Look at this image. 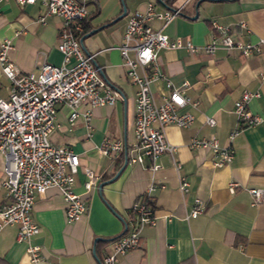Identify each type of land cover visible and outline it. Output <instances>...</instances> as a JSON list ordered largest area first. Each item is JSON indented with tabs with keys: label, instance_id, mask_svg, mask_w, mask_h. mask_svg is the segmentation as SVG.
I'll use <instances>...</instances> for the list:
<instances>
[{
	"label": "crops",
	"instance_id": "obj_1",
	"mask_svg": "<svg viewBox=\"0 0 264 264\" xmlns=\"http://www.w3.org/2000/svg\"><path fill=\"white\" fill-rule=\"evenodd\" d=\"M147 2L155 10L166 8L158 0L85 1L88 12L84 20L89 30L104 25L85 36L83 46L93 54L102 78L117 91L118 98L112 105L89 107L79 103L72 122L67 118L68 107L55 102L54 126L48 134L51 144L67 146L78 156L71 187L82 193L85 211L66 223L58 190L47 187L33 200L31 217L38 225L34 236L17 240V225L0 223V264H100L123 222L129 223L134 217L131 205L144 195L154 221L141 227L137 246L119 256L116 264H264V122L241 127L229 137L238 127L233 102L242 91L257 93L246 102V109L264 114V0H173L170 6L181 4L179 14L166 24L157 19L148 22L168 37H186L201 45L210 39L213 19L235 39H262L261 51L242 55L217 47L210 54H189L182 48L158 49L159 69L171 84L187 81L185 92L195 105L185 110L194 118L185 127H163L173 149L160 154L159 168L151 170L146 157L140 163L126 159L118 175L97 188V183L113 175L123 162L122 150L109 154L100 151L102 139H121L126 157L131 154L136 86L125 76L117 46L127 16L142 11ZM122 4L124 15L112 20ZM60 21L59 16L46 13L38 1L25 5L0 1V40L9 39L7 57L19 72H35L41 60L60 64L56 49ZM7 89L8 80L0 73V97L7 96ZM150 90L156 102L166 92L158 80L150 83ZM86 109L90 111L87 122L81 116ZM205 116L212 117L214 124L205 123ZM191 137H213L219 146L231 148V160L213 166L208 149L188 146ZM84 167L93 174L86 192L82 185ZM177 176L187 182L184 193L177 187ZM230 181L237 183L232 192L227 189ZM248 187L262 190L255 204H251ZM195 198L202 209L194 217L187 216ZM7 199L0 187V205ZM96 236L103 239L95 242L92 252ZM28 245L39 246L36 261L30 260Z\"/></svg>",
	"mask_w": 264,
	"mask_h": 264
},
{
	"label": "built area",
	"instance_id": "obj_2",
	"mask_svg": "<svg viewBox=\"0 0 264 264\" xmlns=\"http://www.w3.org/2000/svg\"><path fill=\"white\" fill-rule=\"evenodd\" d=\"M14 1L18 5L38 1L45 6L46 13L61 18L56 43L61 55L59 65L41 60L35 72L21 73L7 57L11 47L9 39L0 40V73L8 80L7 96L0 97V187L8 198L0 205V223L16 224L17 240H28L38 232V225L31 217L33 200L43 194L47 187L58 190L66 223L77 220L85 211L82 193L74 192L71 187L79 161L77 154L67 146L51 144L48 139L54 126V103L61 102L68 107L67 118L72 122L78 115L76 106L79 103L85 102L89 107L112 105L118 93L98 73L93 64V54L83 51L80 46L81 22L88 12L86 0ZM180 7L181 4H174L155 10L147 2L142 11L136 10L127 16L121 42L117 46L125 76L136 86L131 126L133 141L129 146L131 154L126 159L140 163L146 157L151 170L159 168L161 153L173 149L165 138L163 127L167 124L187 126L194 116L185 107L195 105V101L185 92L187 81L172 85L160 71L156 51L182 48L189 54H210L217 47L234 49L242 55L261 51L262 39L256 42L235 39L225 26L213 19L210 21V39L201 45L192 43L186 37H168L161 29H152L148 24L151 19L166 24L180 13ZM156 80L166 88L157 102L150 90V83ZM256 95V92L242 91L233 102L238 127L229 133V137L241 127L264 122V114L250 113L246 109V102ZM89 115L88 109L81 113L85 122ZM204 122L213 125L214 119L205 116ZM188 146L208 149L212 154L213 166L227 164L232 158L231 148L219 146L213 137H191ZM122 147L121 139L104 137L99 149L109 154L121 151ZM83 173V192H86L92 185L93 174L86 167ZM236 185L235 181L228 182V191L232 192ZM177 187L181 193L187 190L184 177L177 176ZM247 192L252 196L251 204L258 202L262 195V190L255 187H248ZM193 202L187 214L190 217L202 209L197 198ZM130 210L134 217L129 221L128 228L125 225V231L115 239L111 250L103 253L100 264H116L119 256L137 246L141 227L153 223L154 216L146 195L135 201ZM38 250V245L26 247L31 261L37 260Z\"/></svg>",
	"mask_w": 264,
	"mask_h": 264
},
{
	"label": "water",
	"instance_id": "obj_3",
	"mask_svg": "<svg viewBox=\"0 0 264 264\" xmlns=\"http://www.w3.org/2000/svg\"><path fill=\"white\" fill-rule=\"evenodd\" d=\"M124 13H125V7H124L123 4H122V5H121V11H120V13H119L118 15H116V16L114 17V19H112V20H115V19L119 18L120 16H123ZM195 16H196V15L194 14L192 17H195ZM103 25H104V24H101V25H98V26H96V27H93V28H91L89 31H87V32H85L84 34H82V35L79 36L78 40H79L80 46H81V48H82L83 51L86 52V50H85V48H84V46H83V43H82L83 38H84L85 36L89 35L90 33L95 32L97 29L101 28ZM93 64H94V66L97 68L98 73L101 75V71H100L99 68L96 66V64H95L94 61H93ZM101 76H102V75H101ZM122 153H123V162H122V165H121V166H120V167H119V168L113 173V175H111L109 178H107V179H105V180H102V181H99V182L97 183V188H98V190L100 189V187H101L103 184H105L106 182H109V181H111L112 179H114V178L118 175V173L120 172V170H121V168L123 167V165L125 164V162H126V147H125L124 144H123V147H122ZM114 213H115V212H114ZM124 230H125V223L123 222L122 230H121V232H120L118 235H116V237H118V236H119ZM102 239H103V238H102V237H99V236H96V237H94V238L92 239V247H91L92 252L94 251V244H95V242H96L97 240H102Z\"/></svg>",
	"mask_w": 264,
	"mask_h": 264
},
{
	"label": "trees",
	"instance_id": "obj_4",
	"mask_svg": "<svg viewBox=\"0 0 264 264\" xmlns=\"http://www.w3.org/2000/svg\"><path fill=\"white\" fill-rule=\"evenodd\" d=\"M159 2H161L165 7H169L170 6V4H171V2L173 1V0H158ZM81 26H82V32H81V34H83V33H85V32H87L88 30H89V25L86 23V20H83L82 22H81ZM122 153V152H121ZM148 203V202H147ZM131 211V210H130ZM131 213H132V211H131ZM124 223H125V225H126V228H128V222L127 221H124ZM125 231V230H124ZM123 231V232H124ZM122 232V233H123ZM121 233V234H122Z\"/></svg>",
	"mask_w": 264,
	"mask_h": 264
}]
</instances>
